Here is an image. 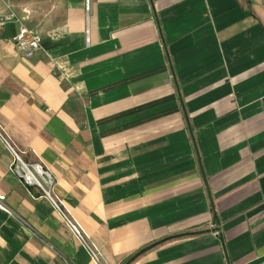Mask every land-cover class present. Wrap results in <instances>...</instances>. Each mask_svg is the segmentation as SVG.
<instances>
[{
    "label": "crops",
    "instance_id": "crops-1",
    "mask_svg": "<svg viewBox=\"0 0 264 264\" xmlns=\"http://www.w3.org/2000/svg\"><path fill=\"white\" fill-rule=\"evenodd\" d=\"M12 7L42 49L0 29V126L102 264H264V0ZM12 161L0 138V264H96Z\"/></svg>",
    "mask_w": 264,
    "mask_h": 264
},
{
    "label": "built area",
    "instance_id": "built-area-1",
    "mask_svg": "<svg viewBox=\"0 0 264 264\" xmlns=\"http://www.w3.org/2000/svg\"><path fill=\"white\" fill-rule=\"evenodd\" d=\"M13 1L15 0H0V29L14 22L19 23L20 30L11 40L16 45L17 49L26 57H33L42 49V37L25 24V19L30 15V11L25 10L27 17H21L13 9ZM90 1L91 0H85L86 12L88 15L90 12ZM1 9H3V11ZM87 42L89 43V40H87ZM0 138L13 157L10 167L11 172L29 190L32 196H38L50 203L54 211L61 217L65 226L87 249L92 260L96 264H102V255L99 249L92 243L90 237L72 215L65 200L58 192V182L51 169L40 159L36 161H27L25 159V152L19 149L8 137H6L1 126ZM35 190L37 193L34 192ZM5 200L6 197L0 195V209L8 211Z\"/></svg>",
    "mask_w": 264,
    "mask_h": 264
}]
</instances>
